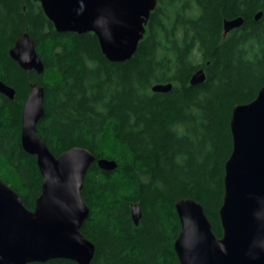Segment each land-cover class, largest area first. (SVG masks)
<instances>
[{
    "label": "trees",
    "instance_id": "1",
    "mask_svg": "<svg viewBox=\"0 0 264 264\" xmlns=\"http://www.w3.org/2000/svg\"><path fill=\"white\" fill-rule=\"evenodd\" d=\"M237 17L243 25L225 35L224 21ZM21 33L35 40L43 73L10 56ZM201 68L205 82L191 84ZM0 80L15 89L13 99L0 93V177L25 205L34 208L43 182L21 139L23 106L36 84L45 90L37 133L56 156L80 146L117 162L104 170L96 160L85 176L90 215L82 231L96 245L91 264H180L178 200L200 202L223 234L233 109L264 86V0H158L137 51L123 62L107 59L93 32H58L39 1L0 0ZM157 83L173 87L154 92Z\"/></svg>",
    "mask_w": 264,
    "mask_h": 264
},
{
    "label": "water",
    "instance_id": "2",
    "mask_svg": "<svg viewBox=\"0 0 264 264\" xmlns=\"http://www.w3.org/2000/svg\"><path fill=\"white\" fill-rule=\"evenodd\" d=\"M58 32H93L103 53L113 62L130 59L145 35L158 0H36ZM263 12L255 18L259 20ZM243 17L226 19L227 34L243 25ZM27 70L45 71L35 40L21 33L9 51ZM206 80L203 68L191 84ZM172 83L153 85L154 92H169ZM0 93L10 99L15 89L0 80ZM45 90L33 84L22 111V146L37 159L43 182L33 209L0 177V264L45 263L67 259L91 264L96 245L82 228L90 215L82 191L94 161L104 170L117 162L96 158L85 147H72L56 156L37 133L45 115ZM233 150L225 163L224 197L219 210L223 234L218 237L204 206L183 198L175 207L181 229L174 248L180 264H264V86L257 97L236 105L231 118ZM136 225L142 217L139 204L131 207Z\"/></svg>",
    "mask_w": 264,
    "mask_h": 264
}]
</instances>
